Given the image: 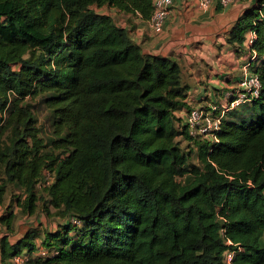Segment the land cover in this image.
<instances>
[{"label": "trees", "instance_id": "1", "mask_svg": "<svg viewBox=\"0 0 264 264\" xmlns=\"http://www.w3.org/2000/svg\"><path fill=\"white\" fill-rule=\"evenodd\" d=\"M104 7L148 20L154 9L152 0H0L2 264L24 253L25 264H264V0L226 37L237 52L248 46L259 94L229 109L212 139L176 114L190 109L180 61L144 52ZM10 185L20 193L6 204ZM38 185L44 210L66 222L44 229L41 246L38 229L12 241L18 215L38 212Z\"/></svg>", "mask_w": 264, "mask_h": 264}, {"label": "crops", "instance_id": "2", "mask_svg": "<svg viewBox=\"0 0 264 264\" xmlns=\"http://www.w3.org/2000/svg\"><path fill=\"white\" fill-rule=\"evenodd\" d=\"M250 1L236 0L224 6L220 0H211L210 5L204 7L199 0H173L170 15L161 32H155L148 19L139 13H126L115 7H104L103 12L111 14L119 24L127 27L144 52L171 55L180 61L183 79L189 85L186 101L191 106L208 100L217 101L218 98L224 101L227 90L238 83L243 65L248 60L245 56L239 57L242 55L227 42L226 37L240 14L252 4ZM246 50L250 53L248 46ZM186 112L187 110L183 109L176 114L183 118ZM9 202L10 198L6 204ZM6 206L0 205V216ZM18 220L19 216L15 220L14 233L18 229ZM32 228H37V225ZM58 228L56 226L53 231ZM37 229L39 232L36 244L41 246L45 237L44 229ZM27 233L29 228L26 227L20 237ZM1 237L0 232V239ZM20 237L11 239L16 241Z\"/></svg>", "mask_w": 264, "mask_h": 264}, {"label": "built area", "instance_id": "3", "mask_svg": "<svg viewBox=\"0 0 264 264\" xmlns=\"http://www.w3.org/2000/svg\"><path fill=\"white\" fill-rule=\"evenodd\" d=\"M152 1L154 9L148 21L155 32H161L165 21L170 15L173 0ZM235 1L236 0H220V3L227 6ZM199 2L202 6L208 7L211 0H199ZM255 37L256 33L252 32L248 42H252ZM250 65V61H247L243 65L242 75L237 85L232 88L236 96L230 102L208 100L205 103H198L190 106V109L183 116V122L188 126L192 135L200 138L212 139L221 126L223 116L229 109L244 101L251 100L254 96L259 94L261 81L259 75L252 70ZM50 181L51 176L47 173L43 182L49 183ZM74 220L77 221V219ZM231 257L232 253H229L227 257L229 262L231 261ZM27 260L28 258L26 255L20 254L15 256L14 263L25 264Z\"/></svg>", "mask_w": 264, "mask_h": 264}, {"label": "rangeland", "instance_id": "4", "mask_svg": "<svg viewBox=\"0 0 264 264\" xmlns=\"http://www.w3.org/2000/svg\"><path fill=\"white\" fill-rule=\"evenodd\" d=\"M251 1H252V4H253L255 0H251ZM239 55H242V56H239V57L245 56V58H247V60L252 57L251 54L248 53V51L246 49L243 50V51H240V54ZM230 89H232V88H230ZM32 103L34 105L35 115L38 118L39 124L43 127V129H44V131L46 133H50L51 127H50V115H49L48 109L45 108V107H43L39 103V97L33 99L32 100ZM247 109L248 108L244 109L243 113H247ZM179 139L181 141L180 142L181 146L183 148H185L186 151H187L188 150L187 142L182 141L181 138H179ZM190 155H191L190 156V162L191 163H198V159H197L196 153L192 152ZM0 179H1V172H0ZM37 188H38L39 194L42 195L38 212L36 214H33V215H26V214H20V215H18L19 216L18 229L11 236V238L12 237L13 238L20 237V235L23 234V232H24V230H25L26 227L29 228V231H31L33 229H37V228H41V229L43 228L45 230H46V228H48L49 231H53V229L56 226L59 227L63 223H65V220H66L65 216H63L61 214L60 215L56 214L57 212H56V210H55L54 207H51L50 208V212L49 213L46 210H44V208H46L49 205V198H48V195L43 192L42 186L38 185ZM19 193H20L19 190L14 185H10L9 188H8V191L6 193V196H5L6 203H7V200L9 198L15 197ZM32 225L33 226L37 225V228H32L33 227ZM41 237H42V235H41Z\"/></svg>", "mask_w": 264, "mask_h": 264}]
</instances>
